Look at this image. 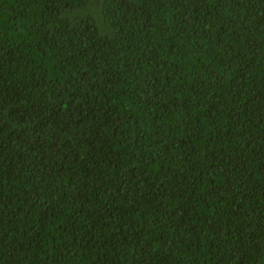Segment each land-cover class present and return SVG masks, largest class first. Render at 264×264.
Listing matches in <instances>:
<instances>
[{
  "label": "trees",
  "instance_id": "16d2710c",
  "mask_svg": "<svg viewBox=\"0 0 264 264\" xmlns=\"http://www.w3.org/2000/svg\"><path fill=\"white\" fill-rule=\"evenodd\" d=\"M0 264H264V0H0Z\"/></svg>",
  "mask_w": 264,
  "mask_h": 264
}]
</instances>
